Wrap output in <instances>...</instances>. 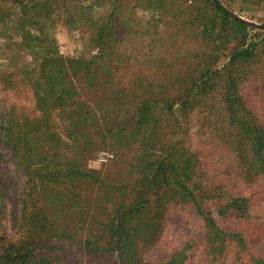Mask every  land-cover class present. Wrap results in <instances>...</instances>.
Here are the masks:
<instances>
[{
  "label": "rangeland",
  "instance_id": "rangeland-1",
  "mask_svg": "<svg viewBox=\"0 0 264 264\" xmlns=\"http://www.w3.org/2000/svg\"><path fill=\"white\" fill-rule=\"evenodd\" d=\"M32 1L36 0H24L26 3ZM47 1L49 17L40 19L38 25L29 28L37 36L41 34L40 28L45 32L42 39L34 41V44L30 41L25 43L22 33L16 29V20L23 15L21 2L0 0V136L4 115L11 114L19 120L40 117L42 112L37 103L36 92L39 90L36 89V76L42 74L43 66L39 64L51 51L58 52L63 59L59 72L71 85L69 96L86 102L88 108L83 113L89 116L91 112L96 117L93 126L86 129L91 143L84 139L77 143L79 149L68 148L66 153L63 151V162L70 160L71 156V159L79 160L80 166L100 172L97 182L86 181L79 186L82 204L87 208L85 218L80 220L85 226L81 231L77 229L76 235H81L78 239L66 243V264H119L114 256H98L87 252L85 243L91 232L98 234L102 222L109 218L111 212L129 206L147 190L144 187L146 183L141 184L139 181L141 172L147 170L150 162L162 158L165 154L163 146L167 149L171 143L198 154L200 163L194 183L199 185L196 194L204 202V212L211 211L216 217L219 205L231 198L245 193L257 198L261 194L263 200L254 205L252 212L258 215V221L263 219L264 174L261 176L262 181L258 180L260 176L254 175L249 179L244 172L243 161L233 149L232 136L238 133L240 127L231 125L221 87L224 79L220 75L211 82L212 88L199 96L198 104L185 112L181 113L178 105H175L172 106V115L164 114L171 109L164 110L162 108L165 107L160 106L157 110L159 119L156 120V124L160 125V137L150 143L154 146L152 151L144 152L147 146L143 136L134 140L129 135L130 127L136 128L133 117L140 101L153 96L162 100L173 98L179 86H188L199 76L195 70L205 65L202 55L210 53V48L202 41L201 29L197 27L195 32L196 29L189 26L188 20L200 13L203 22L206 18L214 19L217 30L222 33L225 27L218 29L222 24V16L214 8V1L166 0L167 5L165 2L162 4L167 7L156 10L150 9L147 3H143L144 0L136 6L137 0H121L115 14L118 26L116 42L104 52L97 49L92 29L85 20L105 19L113 9L111 0H83V6L79 0ZM219 1L251 27L248 42L256 39L257 46L248 63L253 66L250 70L252 73L246 74L240 91L246 107L264 128V0ZM240 41L238 38L235 45ZM232 44L226 47L230 49ZM223 52L222 47L219 53L214 54ZM221 58L213 68H222L226 59ZM89 60L99 63L93 69L96 66L103 68L92 79L95 84H90L89 78H83L81 74L76 76L86 66L84 62ZM181 75H187L190 82H179ZM148 84H152L151 90L143 94L140 88ZM64 113L66 110L63 113L55 110L52 117L56 128L65 140H69L70 145L75 140L70 131L64 128ZM125 127L128 128L127 132L117 135ZM135 132L140 133L139 128ZM82 151L87 157L81 155ZM11 154L8 151L0 163L9 167L10 178L17 184L18 192L23 193L29 177L24 170L17 169L13 158L9 160ZM190 186L194 187L193 184ZM165 214V220L158 226L159 232L154 237L156 239L152 238L155 245L144 251L145 262L165 264L176 250L186 247L189 259L184 264H207V230L202 216L189 205H170L164 209ZM234 221L227 220L222 226L232 229L235 227ZM3 222L5 224V220ZM67 223L73 228L79 227L76 217L67 218ZM7 226L10 229L11 223ZM261 242L264 244V239ZM233 260V257L224 256L215 264H236Z\"/></svg>",
  "mask_w": 264,
  "mask_h": 264
},
{
  "label": "trees",
  "instance_id": "trees-1",
  "mask_svg": "<svg viewBox=\"0 0 264 264\" xmlns=\"http://www.w3.org/2000/svg\"><path fill=\"white\" fill-rule=\"evenodd\" d=\"M19 1L23 15L17 18L16 29L22 33L25 43L37 42L42 39L43 34L45 35L44 29L40 28L41 34L37 36L29 28L38 25L40 19L49 17V1ZM79 1L83 6V0ZM140 1L142 0H137L135 6L141 4ZM120 2L121 0H111L113 9L111 8L105 19L85 20L92 29L93 42L101 52L108 51L111 44L116 42L118 26L115 14L117 8H120ZM163 2L167 5L166 0H144L143 3H147L150 9L159 10L167 7ZM212 4L222 16V24L218 29L225 27L222 32L225 35L217 30L214 19L206 18L209 22H206V19L203 22L202 14H192L193 19L191 17L188 20L189 26L194 27L195 32L197 27L201 29L202 41L210 48V53L202 55L205 65H199L201 67L195 70L199 76L194 78L190 85L179 86L175 97L162 100L153 96L140 101L133 117L140 133L136 134V128L131 126L129 135L134 140L143 136V142L147 146L144 152L152 151L154 146L150 143L156 142L160 137V125L156 124L160 106L163 105L165 108H161L164 110L171 109L164 114L172 115V106L175 105H178L181 113L185 112L198 104L199 96L206 94L213 86V79L220 75L219 77L224 79V85L221 87L224 90V101L231 125L240 127L238 133L232 136L233 149L243 161L247 177L251 179L253 175L260 176L258 180L262 181L264 128L258 123L255 114L246 107L240 91L242 80L246 74L252 73L250 70L253 66L248 63L257 42L256 39L248 42L250 26L224 13L213 2ZM238 38L241 41L235 45ZM230 43H233V46L229 49L226 46ZM222 47V54H214L219 53ZM221 57L226 59L222 68H213ZM62 63L63 59L59 57L58 52L51 51L43 63L39 64L43 66L42 74L36 76V89L39 90L36 97L42 112L39 118L24 117L19 120L11 114L3 116L0 160L6 158L10 151L12 154L9 160L13 158L17 169L24 170L29 178L23 193H19L17 184L10 178L9 167L0 163V264L68 263L66 243L78 239L81 235H76L77 229L81 231L85 226L80 220L85 218L87 208L82 204L79 186L86 181L95 183L100 179L99 171L80 166L79 160L77 162L73 157L71 159V156L70 160L63 162V151L66 153L68 148L79 149L77 143L84 139L85 142L91 143L86 129L93 126L96 117L92 116L91 112L89 116L83 113L88 108L86 102L82 103L69 96L71 85L59 72ZM84 63L86 66H83L76 76L81 74L83 78H89L90 84H95L92 79L103 68L96 66L93 69L95 65H99L94 60ZM181 81L190 82L187 75H181L179 82ZM151 85L142 86L140 90L145 94L151 90ZM55 110L62 113L66 110L63 118L66 121L64 128L70 131L75 143L69 145V140H65L56 128L52 117ZM127 129L125 127L117 135H124ZM163 149V157L150 162L147 170L141 172L139 181L141 184L146 183L144 187L147 190L129 206H122L111 212L109 218L102 222L103 226L99 228L98 234L91 232L85 243L87 252L98 256H114L119 264H147L144 251L155 245L152 240L156 239L154 237L159 232L158 226L165 220L164 209H168L170 205H189L196 209L205 222L209 257L207 264L220 262L224 256L233 257L232 262L236 264H264V244L261 242L264 239V218L258 221V215L252 212L254 205L263 200L261 194L257 198L249 193L231 198L225 204L219 205L216 217L211 211L206 213L203 209L204 202H201L196 194L199 185L194 183L197 177L196 169L200 163L198 154L191 153L176 143L169 144L167 149L163 146ZM4 153L6 154L1 156ZM153 153L155 154L154 151ZM83 154L87 157L82 151L81 155ZM143 155L144 153L140 159ZM192 184L193 188L190 186ZM75 217L78 228H73L67 223V218ZM231 219L235 220V227L228 230L222 223ZM7 222L11 223L10 229ZM188 259L189 255L184 247L180 251L176 250L165 264H184Z\"/></svg>",
  "mask_w": 264,
  "mask_h": 264
},
{
  "label": "water",
  "instance_id": "water-1",
  "mask_svg": "<svg viewBox=\"0 0 264 264\" xmlns=\"http://www.w3.org/2000/svg\"><path fill=\"white\" fill-rule=\"evenodd\" d=\"M213 1H214V3L216 4V6H217L220 10H222L224 13L229 14V15L232 16L233 18H235V19H237V20L243 22L242 19H240L239 17L233 15L229 10H227V9L221 4V2H220L219 0H213ZM263 29H264V27H263Z\"/></svg>",
  "mask_w": 264,
  "mask_h": 264
}]
</instances>
